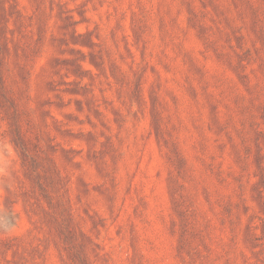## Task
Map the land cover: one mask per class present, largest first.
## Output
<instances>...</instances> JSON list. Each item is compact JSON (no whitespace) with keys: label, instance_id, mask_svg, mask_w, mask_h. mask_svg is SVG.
<instances>
[{"label":"rangeland","instance_id":"374dc122","mask_svg":"<svg viewBox=\"0 0 264 264\" xmlns=\"http://www.w3.org/2000/svg\"><path fill=\"white\" fill-rule=\"evenodd\" d=\"M0 264H264V0H0Z\"/></svg>","mask_w":264,"mask_h":264}]
</instances>
